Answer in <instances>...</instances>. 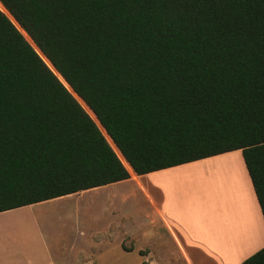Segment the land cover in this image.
<instances>
[{
    "label": "trees",
    "instance_id": "obj_1",
    "mask_svg": "<svg viewBox=\"0 0 264 264\" xmlns=\"http://www.w3.org/2000/svg\"><path fill=\"white\" fill-rule=\"evenodd\" d=\"M237 150L264 216V0H0V213Z\"/></svg>",
    "mask_w": 264,
    "mask_h": 264
},
{
    "label": "crops",
    "instance_id": "obj_2",
    "mask_svg": "<svg viewBox=\"0 0 264 264\" xmlns=\"http://www.w3.org/2000/svg\"><path fill=\"white\" fill-rule=\"evenodd\" d=\"M213 166L216 168H210ZM207 169L211 174L208 186L213 182L216 191L211 189L204 196L192 181H202ZM190 172L197 176L188 177ZM150 175L152 199L156 200L154 194L160 199L149 214L138 215L136 208H128V202L139 195L144 202L141 193L106 191L118 183L26 206L71 200L70 208H53L47 214V219L56 223L19 227L31 232V227L36 228L41 243L35 250L29 247L36 244L32 233L26 235V231L21 237L8 226L14 239L0 240V264H105L106 259L128 264L127 256L134 252L125 249L128 242L132 244L148 231L157 239L155 248L162 254L159 257L150 249L151 264H243L264 248V216L241 150ZM145 177L133 175L123 182L133 179L142 186L140 180ZM166 242L168 247L174 245L175 252L165 254Z\"/></svg>",
    "mask_w": 264,
    "mask_h": 264
},
{
    "label": "rangeland",
    "instance_id": "obj_3",
    "mask_svg": "<svg viewBox=\"0 0 264 264\" xmlns=\"http://www.w3.org/2000/svg\"><path fill=\"white\" fill-rule=\"evenodd\" d=\"M212 169H215L216 167H210ZM208 168V169H210ZM206 170V172L203 173V179L202 181H192V182H196L195 184L197 185L196 187V191H199L198 193H201L202 195L205 196V193H208L211 189V192L213 191V193H215V186L213 185L212 182V187L208 186L210 185L211 182H208L210 179V170ZM213 172V170H212ZM146 177L143 180H140L142 183V186L138 185L136 181H134L132 179V181L130 182H121L118 183L116 185H112V186H108V188L106 189V191H118V192H122V193H127V194H131V192H136V193H141L143 196V200L144 202H142V198L139 195L137 197V199H132L131 201L128 202V208H136L137 209V213L138 215H140L141 213L145 214H149L151 212H153V208L157 206V200L159 201L160 197L158 194H154V196L156 197V200L152 199V181H153V176L149 175H145ZM190 178H194L197 176V173L195 172H190L187 175ZM209 183L207 184L206 187H204L203 183ZM192 186V185H190ZM189 186V188H190ZM191 189V188H190ZM189 189V190H190ZM193 192V190H190ZM71 200L66 201L64 203H60V204H56V205H44V206H37V207H33V208H29V207H23V208H19V209H15V210H11V211H7L5 213H1L0 214V227H6L5 229L2 228L0 229V240L1 241H8V242H12L11 240H13L14 238L11 237L9 235V233L7 232L8 226H10V232L11 233H15L18 234L22 237V235L24 236L25 232L26 235L32 233L33 237L36 238V244H31L29 245V247L31 249H36L38 247V245L41 243V240L39 238V235L36 233V228L31 227L32 232L29 230V228L26 227L25 228H19L22 227V225H43V224H47V223H56L57 220H49L47 219V214L51 211L54 210L53 208H57V209H63V208H67L71 206ZM138 203L140 205L135 206V204ZM55 217L52 216V219H54ZM41 229H44V227H42ZM2 230H6L3 234ZM17 230H19L20 232H18ZM6 233L8 235H6ZM152 232L148 231L146 233V235H139V239L135 240V242H133L132 244L130 242H128L126 249L127 250H131L134 249L133 253H130L127 258H128V264H143L145 262V264H151V257H150V249L152 250H156V254L159 257H162L160 254V252L155 248V246L157 245V239L152 237ZM167 241V239H166ZM166 248H165V254L167 251L171 250L172 252H175V248L174 245L171 247H168V243L166 242ZM16 247H18L16 245ZM27 247V248H29ZM140 249V251H139ZM114 252V250H113ZM5 255L7 253H4ZM125 253H123L122 255H124ZM67 260V258H65ZM106 259V258H105ZM105 262V264H120V263H115L113 262H109V259L107 260H103Z\"/></svg>",
    "mask_w": 264,
    "mask_h": 264
},
{
    "label": "water",
    "instance_id": "obj_4",
    "mask_svg": "<svg viewBox=\"0 0 264 264\" xmlns=\"http://www.w3.org/2000/svg\"><path fill=\"white\" fill-rule=\"evenodd\" d=\"M8 12V11H7ZM9 13V12H8ZM6 14V13H5ZM7 15V14H6ZM10 15V13H9ZM8 16V15H7ZM11 16V15H10ZM9 17V16H8ZM12 17V16H11ZM13 18V17H12ZM10 19V17H9ZM11 20V19H10ZM13 20L15 21L14 25L19 29V31L24 35V37L26 38V36H28L23 29L19 26V24L16 22V20L13 18ZM23 31V32H22ZM26 35V36H25ZM29 37V36H28ZM30 38V37H29ZM27 39V38H26ZM31 42L27 39V41L32 45V47L38 52V54L42 57V59L45 61V63L49 66V68L54 72V74L59 78V80L64 84V86L70 91V93L77 99V101L79 102V99L82 101V99L73 91V89L68 85V83L63 79V77L57 72V70L54 68V66L50 63V61L41 53V51L36 47V45L34 44V42L32 41V39L30 38ZM84 103V101H82ZM80 103V102H79ZM81 104V103H80ZM85 104V103H84ZM82 105V104H81ZM83 106V105H82ZM85 106H87L85 104ZM83 108L86 110V108L83 106ZM87 108H89L87 106ZM90 110V109H89ZM87 111V110H86ZM88 112V111H87ZM89 114V112H88ZM94 114V113H93ZM90 115V114H89ZM91 116V115H90ZM95 116V115H94ZM91 118L96 122V124L98 125V127L103 128L102 125L100 124V122L98 121L97 117L95 116V119L91 116ZM104 129V128H103ZM105 130V129H104ZM102 131V130H101ZM106 132V131H105ZM107 134V132H106ZM108 135V134H107ZM109 136V135H108ZM112 140V139H111ZM116 146V145H115Z\"/></svg>",
    "mask_w": 264,
    "mask_h": 264
},
{
    "label": "snow or ice",
    "instance_id": "obj_5",
    "mask_svg": "<svg viewBox=\"0 0 264 264\" xmlns=\"http://www.w3.org/2000/svg\"><path fill=\"white\" fill-rule=\"evenodd\" d=\"M262 258H264V253H260L258 256L254 257L253 260H250V261L248 262V264H253V261H254V260H260V259H262Z\"/></svg>",
    "mask_w": 264,
    "mask_h": 264
},
{
    "label": "bare ground",
    "instance_id": "obj_6",
    "mask_svg": "<svg viewBox=\"0 0 264 264\" xmlns=\"http://www.w3.org/2000/svg\"><path fill=\"white\" fill-rule=\"evenodd\" d=\"M4 9V8H3ZM5 10V9H4ZM5 12L9 15V13L5 10ZM10 16V15H9ZM10 18L13 20V18L10 16ZM14 21V20H13ZM15 23V21H14ZM23 32V31H22ZM26 36V35H25ZM27 37V36H26ZM28 38V37H27ZM28 40L31 42V40L28 38ZM79 102L86 108V110L90 113V111L87 109L85 104L79 99Z\"/></svg>",
    "mask_w": 264,
    "mask_h": 264
}]
</instances>
